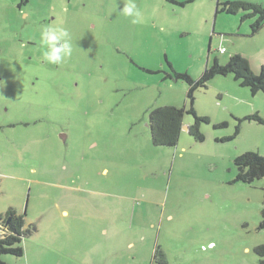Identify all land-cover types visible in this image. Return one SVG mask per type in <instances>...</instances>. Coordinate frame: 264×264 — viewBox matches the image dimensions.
I'll use <instances>...</instances> for the list:
<instances>
[{"label": "rangeland", "instance_id": "obj_1", "mask_svg": "<svg viewBox=\"0 0 264 264\" xmlns=\"http://www.w3.org/2000/svg\"><path fill=\"white\" fill-rule=\"evenodd\" d=\"M227 1L131 0L129 17L130 0H0V215H25L29 232L24 255L3 261L156 264L159 246L168 264H258L264 178L236 182L234 161L264 157V123L248 118H264V90L232 74L194 90L202 141L182 130L177 146H154L148 127L168 104L194 124L175 73L196 81L236 53L264 66V26L217 13ZM48 27L68 31L61 64L44 58Z\"/></svg>", "mask_w": 264, "mask_h": 264}, {"label": "trees", "instance_id": "obj_2", "mask_svg": "<svg viewBox=\"0 0 264 264\" xmlns=\"http://www.w3.org/2000/svg\"><path fill=\"white\" fill-rule=\"evenodd\" d=\"M221 11L227 14L244 13L242 19L253 17L252 34H256L264 26V6L260 4L239 0L218 2L217 13ZM248 60L239 53L232 56L224 65L215 59L211 66L205 67L196 81L185 73H175L177 79H182L190 85L187 95L191 99L189 112L194 116V124L190 126L188 133L195 140L202 141L204 139L200 130V122L207 120L205 117L198 116L193 108L194 90L207 88L208 83L217 75L226 76L228 74H232L241 86L249 88L251 94L264 90V66L261 67L259 73H254ZM185 114L186 111L183 107L173 104L160 105L151 109L148 116V127L153 145L159 147L177 146ZM248 118L258 123H264V118L259 115H249ZM234 162L237 170L236 182L251 184L256 179L264 178V157L262 155L247 151L236 157ZM258 226L260 230H264V204ZM28 234L25 215L18 214L12 209L0 215V264H7L2 260V256L6 254L16 257L24 255L22 243ZM256 254L260 257L258 264H264V245H259L256 248ZM153 260L156 264H168V260L159 246L154 249Z\"/></svg>", "mask_w": 264, "mask_h": 264}, {"label": "clouds", "instance_id": "obj_3", "mask_svg": "<svg viewBox=\"0 0 264 264\" xmlns=\"http://www.w3.org/2000/svg\"><path fill=\"white\" fill-rule=\"evenodd\" d=\"M125 15L129 17H139L140 13L134 2H130L123 8ZM133 22H138L133 20ZM68 31L64 28L48 27L44 28L41 33L42 43L46 45L47 50L44 52V58L52 64H61L66 57L71 56L72 45L67 39ZM3 84V82H0Z\"/></svg>", "mask_w": 264, "mask_h": 264}, {"label": "crops", "instance_id": "obj_4", "mask_svg": "<svg viewBox=\"0 0 264 264\" xmlns=\"http://www.w3.org/2000/svg\"><path fill=\"white\" fill-rule=\"evenodd\" d=\"M106 170H104V172H105ZM61 214L62 215H68L69 216V212H68V210L67 209H62L61 210ZM132 218V219H131ZM130 224L132 225V223H133V219H134V214L132 213L131 214V217H130ZM130 246H134V244H129Z\"/></svg>", "mask_w": 264, "mask_h": 264}, {"label": "water", "instance_id": "obj_5", "mask_svg": "<svg viewBox=\"0 0 264 264\" xmlns=\"http://www.w3.org/2000/svg\"><path fill=\"white\" fill-rule=\"evenodd\" d=\"M190 129V126H187V125H183L182 127V130H185V131H189Z\"/></svg>", "mask_w": 264, "mask_h": 264}, {"label": "built area", "instance_id": "obj_6", "mask_svg": "<svg viewBox=\"0 0 264 264\" xmlns=\"http://www.w3.org/2000/svg\"><path fill=\"white\" fill-rule=\"evenodd\" d=\"M221 52L223 53V52H224V50H223V49H221Z\"/></svg>", "mask_w": 264, "mask_h": 264}]
</instances>
